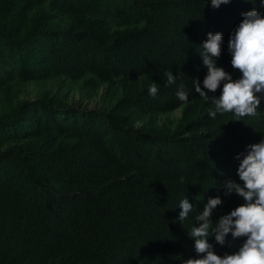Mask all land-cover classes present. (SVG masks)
Instances as JSON below:
<instances>
[{"label":"trees","instance_id":"obj_1","mask_svg":"<svg viewBox=\"0 0 264 264\" xmlns=\"http://www.w3.org/2000/svg\"><path fill=\"white\" fill-rule=\"evenodd\" d=\"M238 1L0 0V264L201 258L194 217L210 198L223 200L213 222L245 203L222 186L243 183L236 157L264 140L260 112L209 116L223 82L208 99L194 87L208 74L200 47L209 33L229 45ZM209 238L221 257L246 240Z\"/></svg>","mask_w":264,"mask_h":264},{"label":"clouds","instance_id":"obj_2","mask_svg":"<svg viewBox=\"0 0 264 264\" xmlns=\"http://www.w3.org/2000/svg\"><path fill=\"white\" fill-rule=\"evenodd\" d=\"M210 0H207L209 5ZM230 0H211L214 8L229 7ZM238 18L234 21V32L229 38V45L222 48L223 35L208 34L207 40L200 47L203 63L208 74L203 81H194L196 93L208 99L204 89L216 92L223 82L222 94L212 98L214 110L209 109V116L215 119L217 114H233L234 121L255 116L257 112L264 115V2L262 0H240L236 3ZM240 23V19H242ZM229 49L232 55L231 64L239 70L240 79H233L227 73L229 62L222 60V51ZM221 56V67H217V60ZM168 84H175L177 77L173 72H165ZM158 85L153 82L149 88V95L155 97ZM182 102L188 101V94L183 85L176 93ZM242 157V158H241ZM240 161L235 169V178L243 183L229 180L223 185L225 196L233 193L242 197L244 204L238 206L228 215L213 222L214 210L223 204L220 197L210 198L194 219L199 226L188 231L190 238L195 241V250L201 258L182 260L181 264H264V140L249 145L247 154L241 153L236 157ZM180 222L189 217L193 205L187 198L180 201ZM231 234L233 240L246 238L243 245L235 254L221 257L215 254L213 245L209 243V236L215 238L220 245H225L226 237Z\"/></svg>","mask_w":264,"mask_h":264},{"label":"rangeland","instance_id":"obj_3","mask_svg":"<svg viewBox=\"0 0 264 264\" xmlns=\"http://www.w3.org/2000/svg\"><path fill=\"white\" fill-rule=\"evenodd\" d=\"M264 112V111H263Z\"/></svg>","mask_w":264,"mask_h":264}]
</instances>
